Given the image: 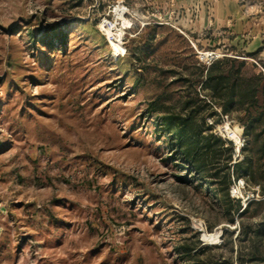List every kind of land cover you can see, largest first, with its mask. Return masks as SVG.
Listing matches in <instances>:
<instances>
[{
    "label": "rangeland",
    "instance_id": "1",
    "mask_svg": "<svg viewBox=\"0 0 264 264\" xmlns=\"http://www.w3.org/2000/svg\"><path fill=\"white\" fill-rule=\"evenodd\" d=\"M192 13L175 0H0V264H189L179 245L196 239L201 256L264 264V232H242L264 223V194L234 173L240 115L206 100L198 75L207 51L243 53ZM241 58L264 72V57ZM167 116L230 141L231 159L196 171ZM224 173L238 211L221 200Z\"/></svg>",
    "mask_w": 264,
    "mask_h": 264
},
{
    "label": "trees",
    "instance_id": "2",
    "mask_svg": "<svg viewBox=\"0 0 264 264\" xmlns=\"http://www.w3.org/2000/svg\"><path fill=\"white\" fill-rule=\"evenodd\" d=\"M258 52L221 56L211 60L206 67L202 66L204 69L200 70L198 75L202 79L203 89L207 91L206 100L217 104L224 114L235 111L240 115L238 121L244 127L247 142L242 149L243 159L233 165L234 173L258 184L261 193L264 194V167L261 163V159H264V72H255L246 60L241 58L254 57ZM163 122L175 140V144L171 145L184 154L185 159L196 171H207L209 169L207 158L214 162L221 151L227 152L224 163L231 159L232 143L212 132L202 134L199 124L192 121L190 116H167ZM223 168H227L226 164ZM213 175L219 178L218 171L213 172ZM227 182L228 176L224 173L219 180L221 200L226 211L230 209L238 211L240 205L232 204V199L228 196ZM248 206L249 204L242 211H246ZM242 232L246 240L253 243L254 238L260 240L264 232V223L255 229L251 224L243 226ZM199 244V239L190 245L180 243L179 248L189 264H231L213 256H201L203 250L196 254L194 250ZM255 255L253 252L248 260L255 259ZM242 261L240 260L239 264H242Z\"/></svg>",
    "mask_w": 264,
    "mask_h": 264
},
{
    "label": "crops",
    "instance_id": "3",
    "mask_svg": "<svg viewBox=\"0 0 264 264\" xmlns=\"http://www.w3.org/2000/svg\"><path fill=\"white\" fill-rule=\"evenodd\" d=\"M175 1L176 4L183 3L195 13L193 22L197 21V31H203L209 37L215 35L217 43L227 42L231 52L259 51L258 56L264 57V5L260 3L262 0ZM192 27L194 28L193 25Z\"/></svg>",
    "mask_w": 264,
    "mask_h": 264
},
{
    "label": "built area",
    "instance_id": "4",
    "mask_svg": "<svg viewBox=\"0 0 264 264\" xmlns=\"http://www.w3.org/2000/svg\"><path fill=\"white\" fill-rule=\"evenodd\" d=\"M221 56L220 53L218 52H215V51H207L205 52L204 54H202V58L203 59H206L207 62H210L211 60H214L216 58H219ZM235 143V142H234ZM244 143V139L241 138V140H239L237 143H236V149H238L239 146H242ZM244 187V180L242 178H237L236 181L233 183V185L230 187V194L232 196H235L237 197L236 193L239 192V189L240 188H243ZM255 196H258V194L256 193ZM251 197H253V193H251Z\"/></svg>",
    "mask_w": 264,
    "mask_h": 264
},
{
    "label": "bare ground",
    "instance_id": "5",
    "mask_svg": "<svg viewBox=\"0 0 264 264\" xmlns=\"http://www.w3.org/2000/svg\"><path fill=\"white\" fill-rule=\"evenodd\" d=\"M232 138L235 140L236 139V136H232Z\"/></svg>",
    "mask_w": 264,
    "mask_h": 264
}]
</instances>
